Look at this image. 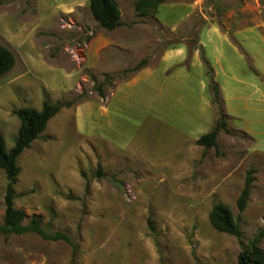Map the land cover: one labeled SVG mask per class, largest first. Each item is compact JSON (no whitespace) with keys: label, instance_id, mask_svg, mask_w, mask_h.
<instances>
[{"label":"rangeland","instance_id":"rangeland-1","mask_svg":"<svg viewBox=\"0 0 264 264\" xmlns=\"http://www.w3.org/2000/svg\"><path fill=\"white\" fill-rule=\"evenodd\" d=\"M117 1L124 24L110 31L94 19L89 0H0V43L16 57L0 76L7 148L21 126L15 109L67 104L19 156L15 206L25 223L38 217L48 233L71 239L0 233V264H239L255 237L264 248V153L245 123L226 113L214 54L222 51L225 62L227 42L248 54L243 31L264 59V0H168L147 16L136 11L138 0ZM168 51L178 61L158 67L172 63L167 74L155 70L159 88L120 89L151 54L157 66ZM249 64L259 70L251 55ZM217 72L223 82L224 70ZM87 102L94 110L82 127L77 109ZM222 113L228 130L219 132V148L199 145ZM6 184L0 168V225ZM218 202L240 220L241 237L212 226Z\"/></svg>","mask_w":264,"mask_h":264},{"label":"trees","instance_id":"trees-1","mask_svg":"<svg viewBox=\"0 0 264 264\" xmlns=\"http://www.w3.org/2000/svg\"><path fill=\"white\" fill-rule=\"evenodd\" d=\"M168 0H138L135 9L140 16H147L151 10L156 11L157 7ZM90 9L94 19L107 30H115L121 27L122 12L117 0H89ZM16 64L14 53L5 45L0 43V76L10 72ZM67 104L52 103L45 101L42 109L24 107L15 109L13 112L19 117L21 126L18 137L11 149L6 146V141L0 133V168L5 171L7 184L5 189V215L0 225V233L3 234H24L34 232L50 241L64 240L71 243L70 237L63 232L48 233L42 226L38 217L25 223L27 214L24 210L15 206L17 197L16 184L21 167L18 163L19 156L24 150L30 148L31 144L38 139L45 131L49 121L56 116ZM227 115L222 113L215 127L198 139V144L205 148H219L218 135L221 130H228L226 121ZM253 171L248 173L245 187L238 198V209L244 212L250 200ZM212 226L219 232L228 233L237 237L243 235L240 220L236 218L230 207L222 202L216 203L209 215ZM261 237H255L240 253L239 264H264V248L261 247Z\"/></svg>","mask_w":264,"mask_h":264},{"label":"crops","instance_id":"crops-1","mask_svg":"<svg viewBox=\"0 0 264 264\" xmlns=\"http://www.w3.org/2000/svg\"><path fill=\"white\" fill-rule=\"evenodd\" d=\"M238 38L243 43L244 48L248 54L239 51L237 45L227 42L229 43L228 44L229 48H231L232 50L229 52L227 57L225 56L226 63L222 61L223 59L222 51H218V50L216 51L218 53L214 54V58L216 60L215 71L218 82L221 85L224 94L226 113L230 116L237 117L240 121L245 123V125H243V129L246 130L253 137H255L256 149L261 153H264V128L263 129H261L260 127L256 128L250 125L251 123L264 124V59L262 60L259 58L258 50L255 48L253 43L251 44V42L248 41L247 35L243 31H240ZM228 40L229 39H227L226 41ZM122 45L124 46L125 44ZM179 54L182 56L181 59H183L184 57L183 54L181 52ZM249 55H251L255 59V64L259 68V70H250ZM150 56L151 58L149 59V61L143 67L138 69L140 70L139 72L130 75L129 78L121 82L120 89H123V87L135 88L136 85L140 86L139 83L141 84L146 83V85L142 84L143 86L142 89L146 90L147 92L148 91L153 92L157 87L159 88V86L162 85L159 84L160 82H158L157 79L155 78V70H162V73L167 74L168 73L167 70H170V66L172 63L168 64V66H165L161 69H158V67L165 62L166 64L169 62L176 63L177 60L176 53L172 52V54H170L168 51L167 54L162 55L161 59L157 61L158 62L157 66L155 65L154 56H152V54ZM126 64L127 63H123V65ZM218 68L224 70L223 73V75L225 76V79L223 81L224 83L221 82L219 79V74L217 72V70H219ZM179 70H186V69L183 67ZM234 70H244V71L242 75H239L236 72H234ZM202 86L205 89L207 88L209 89L208 80L206 81L202 80ZM210 100H211L210 97L206 99V104L208 106L211 105ZM232 100L241 101L242 104L236 103L235 104L236 107L234 108L233 105L230 104ZM43 104L33 108L42 109ZM102 108L104 110L102 109L101 113L102 114L106 113L105 112L106 108L104 106H102ZM93 110L94 109L90 102L84 103L82 106H80L77 109V114L80 117V123L82 127H85L84 123L89 117L91 118L92 115L89 113L92 112ZM240 111H242V114L239 113Z\"/></svg>","mask_w":264,"mask_h":264}]
</instances>
